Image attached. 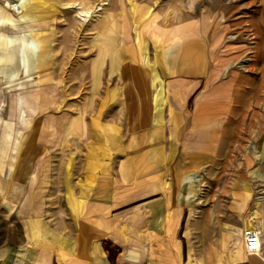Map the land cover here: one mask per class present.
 Wrapping results in <instances>:
<instances>
[{"label": "crops", "instance_id": "crops-1", "mask_svg": "<svg viewBox=\"0 0 264 264\" xmlns=\"http://www.w3.org/2000/svg\"><path fill=\"white\" fill-rule=\"evenodd\" d=\"M135 13H114L95 48L98 87L79 110L58 87L30 107L28 144L64 149L32 161L59 156L64 167L34 165L28 184H0V264H264V188L251 203L243 181L197 185L216 158L233 81L217 84L212 31L141 26ZM102 81L112 83L103 93ZM250 226L261 233L255 255L245 250Z\"/></svg>", "mask_w": 264, "mask_h": 264}, {"label": "rangeland", "instance_id": "rangeland-1", "mask_svg": "<svg viewBox=\"0 0 264 264\" xmlns=\"http://www.w3.org/2000/svg\"><path fill=\"white\" fill-rule=\"evenodd\" d=\"M127 11L140 15L141 26L166 28L197 22L212 31L216 47L211 64L219 69L217 84L231 77L233 81L228 91L230 108L218 119L227 126L218 131L215 162L199 169L197 185L204 189L209 181L223 184L227 180L230 185L243 181L250 202H256L264 188L260 178L264 172L260 157L264 149V0H0V184H28L34 165L64 167L59 156L56 161H32L43 150L64 155V149L28 144L25 138L33 123L30 107L38 103L40 92L43 101L45 91L58 87L63 97L73 100L69 110H79L81 98L93 95L98 87L96 45L113 31L114 13ZM6 31L14 33L4 35ZM13 43L24 45L25 51L17 52ZM109 86L112 83L102 81L99 92ZM14 107L20 113L12 119ZM18 120L27 125L18 127ZM43 133L40 130L39 136ZM208 170L216 171L217 178L210 179ZM225 171L229 176L220 177Z\"/></svg>", "mask_w": 264, "mask_h": 264}, {"label": "built area", "instance_id": "built-area-1", "mask_svg": "<svg viewBox=\"0 0 264 264\" xmlns=\"http://www.w3.org/2000/svg\"><path fill=\"white\" fill-rule=\"evenodd\" d=\"M243 237L247 254H258L261 245V233L258 228L254 226L248 227L245 229Z\"/></svg>", "mask_w": 264, "mask_h": 264}]
</instances>
